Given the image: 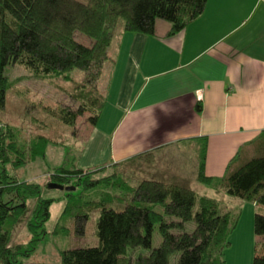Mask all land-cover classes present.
Instances as JSON below:
<instances>
[{
	"label": "trees",
	"instance_id": "trees-1",
	"mask_svg": "<svg viewBox=\"0 0 264 264\" xmlns=\"http://www.w3.org/2000/svg\"><path fill=\"white\" fill-rule=\"evenodd\" d=\"M206 4L207 0H0V111L5 109L6 68L18 65L40 78L78 70L84 80L71 96L78 109L44 112L72 129L85 114L89 125H96L106 104L97 83L109 60L107 50L119 20L124 33L145 36L154 35L156 22H165L170 25L168 35L173 36L201 17ZM75 34L86 37L90 45L78 43ZM50 143L38 136L28 148L20 146L9 129L0 127V264H22L19 258H28L45 236L43 227L53 201L40 199L38 183L19 182L8 176L7 169L14 171L43 158ZM250 148L252 158L239 157L218 184L227 197L264 208V131ZM96 173L59 168L47 174V186L55 184L71 192L65 198L58 226L67 218L74 235L83 237L90 215L99 213L95 225L98 245L60 252L61 264H169L174 253H179L178 264H225L224 252L239 212L232 213L218 200L188 187L147 180L128 187L130 205L117 211L111 208L113 198L107 191L98 200L86 199L103 185L106 190L118 189L117 176L98 179ZM196 180L205 186L213 184L205 176L204 161ZM31 200L35 204L26 227L32 239L27 246L12 247L14 228L26 215ZM157 205L162 214L154 211ZM191 222L193 231L185 233ZM155 225L161 243L151 249ZM253 234L252 264H264V215L255 213ZM137 248L148 250V255L131 259L128 252Z\"/></svg>",
	"mask_w": 264,
	"mask_h": 264
},
{
	"label": "crops",
	"instance_id": "crops-1",
	"mask_svg": "<svg viewBox=\"0 0 264 264\" xmlns=\"http://www.w3.org/2000/svg\"><path fill=\"white\" fill-rule=\"evenodd\" d=\"M169 30L161 21L152 36L119 28L97 83L105 107L82 140L81 131L72 136L81 147L55 169L122 168L147 181L218 193L227 168L252 158L250 144L264 131V0H207L196 21L176 35ZM179 149L189 153L171 152ZM203 161L212 186L196 180ZM226 203L230 212L264 215L253 204Z\"/></svg>",
	"mask_w": 264,
	"mask_h": 264
},
{
	"label": "rangeland",
	"instance_id": "rangeland-1",
	"mask_svg": "<svg viewBox=\"0 0 264 264\" xmlns=\"http://www.w3.org/2000/svg\"><path fill=\"white\" fill-rule=\"evenodd\" d=\"M122 25L123 22L119 20L117 26L112 30L113 38L117 36V31ZM75 40L85 46H89L91 43L90 40L80 34H75ZM4 74L8 80V87L5 95V109L0 111V127L3 130L5 128L9 129L18 144L20 146L24 144L27 148L29 143L38 136L51 141L44 158H38L34 163L14 171L7 169L8 176L14 177L19 182L38 183L41 186V200L55 199L54 201L51 200L53 204L50 207V218L43 227L45 236L36 245L35 251L28 258H19V261L22 264H61L60 252L94 248L98 245V239L95 236V225L99 213L93 212L90 215L86 233L83 237H76L74 235L72 223L67 218L63 219L61 225L58 226L60 224L58 222L60 221L62 204L65 202L67 194L71 192L66 189H48L47 184L49 181L46 173L51 172L58 166L57 163L65 158L68 154L67 151H69L70 156L73 155V150L75 151L76 148L81 147L83 141L73 143L74 137L72 136L77 135V132L81 131L79 139L82 140V136L85 132H88L90 125L87 121L88 115L85 114L81 118H78L76 128L72 129L47 115L44 110L65 108L66 110L75 112L78 109V103L76 100H72L71 96L75 92V86L83 83L84 76L80 71L73 70L60 77L40 78L31 75L27 70L18 65L6 68ZM100 94L103 95L102 93ZM182 150L184 149L173 150L171 152L173 154L177 153L178 157L179 155L189 153ZM112 175L117 176V179H114L117 182V190H106L103 185L88 193L86 199L98 200L101 194L107 191L113 198L114 204L111 208L122 211L130 205L128 187L136 186L137 183L148 178L145 177V174H140L137 171L127 172L122 168L117 169V174L116 171H112L111 173L101 172L96 174L95 177L99 179ZM188 186L190 189L195 190L196 193L206 194L212 198L219 199L222 201V207L227 205L226 201L231 200V198L221 192L219 184L217 185L218 189L216 188L219 191L218 193H213L197 184H189ZM78 193L79 190L75 191L74 194ZM34 204V200L28 202L26 215L15 226L11 236L12 247L18 245L27 246L31 241L32 235L26 226L32 217L31 213ZM243 209L238 213L236 227L228 238L229 247L224 252L225 264H252L253 261L256 241V237L253 234L254 214ZM154 211L158 214L163 213L162 207L158 205L154 207ZM193 229L194 224L191 222L186 225L184 232L191 233ZM160 243L161 238L158 232V225H155L151 234V249L157 248ZM148 252L146 249L137 248L129 251L128 256L134 260L140 255H148ZM178 260L179 253H174L169 256L168 263L178 264Z\"/></svg>",
	"mask_w": 264,
	"mask_h": 264
},
{
	"label": "water",
	"instance_id": "water-1",
	"mask_svg": "<svg viewBox=\"0 0 264 264\" xmlns=\"http://www.w3.org/2000/svg\"><path fill=\"white\" fill-rule=\"evenodd\" d=\"M47 187H48V189L64 190L62 187L55 185V184H50ZM66 190H68V189H66Z\"/></svg>",
	"mask_w": 264,
	"mask_h": 264
}]
</instances>
